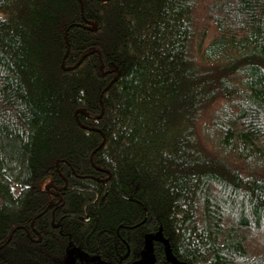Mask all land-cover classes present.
<instances>
[{"label": "trees", "instance_id": "16d2710c", "mask_svg": "<svg viewBox=\"0 0 264 264\" xmlns=\"http://www.w3.org/2000/svg\"><path fill=\"white\" fill-rule=\"evenodd\" d=\"M0 264H264V0H0Z\"/></svg>", "mask_w": 264, "mask_h": 264}, {"label": "flooded vegetation", "instance_id": "af4514ba", "mask_svg": "<svg viewBox=\"0 0 264 264\" xmlns=\"http://www.w3.org/2000/svg\"><path fill=\"white\" fill-rule=\"evenodd\" d=\"M53 197H54V200L55 199H58V201L57 202H53V204H52V206L56 209L57 207L59 208H61V206H62V204H61V201L59 202V199L61 198H58L56 195H52ZM62 199V198H61ZM61 204V205H60ZM74 220V221H76V222H78V223H80V224H83V223H85L83 220H82V217L81 216H79V215H73L71 218H69V220Z\"/></svg>", "mask_w": 264, "mask_h": 264}, {"label": "water", "instance_id": "95a60500", "mask_svg": "<svg viewBox=\"0 0 264 264\" xmlns=\"http://www.w3.org/2000/svg\"><path fill=\"white\" fill-rule=\"evenodd\" d=\"M95 30V25L93 24V31Z\"/></svg>", "mask_w": 264, "mask_h": 264}]
</instances>
